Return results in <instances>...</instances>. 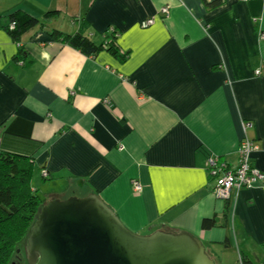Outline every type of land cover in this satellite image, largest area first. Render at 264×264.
<instances>
[{
  "label": "crops",
  "instance_id": "0c3cea01",
  "mask_svg": "<svg viewBox=\"0 0 264 264\" xmlns=\"http://www.w3.org/2000/svg\"><path fill=\"white\" fill-rule=\"evenodd\" d=\"M16 9L41 23L21 39L26 66L0 26V152L33 158V190L49 201L96 193L135 233L188 232L215 264H264V178L233 190L226 211L207 169L210 155L238 166L251 121L264 174V0H0V15ZM83 22L98 45L116 28L126 62L47 33Z\"/></svg>",
  "mask_w": 264,
  "mask_h": 264
},
{
  "label": "water",
  "instance_id": "95a60500",
  "mask_svg": "<svg viewBox=\"0 0 264 264\" xmlns=\"http://www.w3.org/2000/svg\"><path fill=\"white\" fill-rule=\"evenodd\" d=\"M26 257L28 264H215L191 233L131 231L96 193L46 202Z\"/></svg>",
  "mask_w": 264,
  "mask_h": 264
},
{
  "label": "trees",
  "instance_id": "16d2710c",
  "mask_svg": "<svg viewBox=\"0 0 264 264\" xmlns=\"http://www.w3.org/2000/svg\"><path fill=\"white\" fill-rule=\"evenodd\" d=\"M220 4V1L213 4L205 2V5H208L207 7L210 9L216 8ZM57 14L58 12H49L44 19H50L49 17ZM2 19H6L8 24L0 26L18 45L17 61L23 62L26 66L32 59H29L21 39L41 23L39 18L22 9H16L5 17L0 15V23ZM47 33L52 41L73 47L89 57H97L102 52H108L116 56L120 62H126L130 56L129 51L122 50L118 45L119 32L114 27L105 31L103 41L99 45L94 43L88 35L84 22L79 31L73 35L57 30ZM236 168L229 167L228 169ZM34 175L35 167L32 157L0 152V264H28L26 257L28 236L41 207L45 204L36 194L37 191L32 188L31 182ZM42 177L44 180H51L48 178L49 174L47 177L43 175ZM210 177L216 186V179ZM224 201H226L227 211L230 207V199ZM219 221L218 217L206 219L202 228L212 229L219 224ZM241 263L251 264L243 257H241Z\"/></svg>",
  "mask_w": 264,
  "mask_h": 264
},
{
  "label": "built area",
  "instance_id": "2783aa9c",
  "mask_svg": "<svg viewBox=\"0 0 264 264\" xmlns=\"http://www.w3.org/2000/svg\"><path fill=\"white\" fill-rule=\"evenodd\" d=\"M161 13L165 16H169V8H162ZM154 23L155 18H148L144 20L141 25L147 28ZM242 126L244 135L239 146L240 163L236 169H228V165L221 161L220 157L217 155L210 156L207 160L209 175L217 181L213 193L216 198L221 200L231 199L233 190L251 187L258 180L264 178L262 171L255 169L251 164L252 155L258 149L256 143L247 135L248 131L253 128V123L251 121H246ZM42 175L47 177V171L44 170ZM133 188L138 193L143 190L139 181H133Z\"/></svg>",
  "mask_w": 264,
  "mask_h": 264
},
{
  "label": "rangeland",
  "instance_id": "374dc122",
  "mask_svg": "<svg viewBox=\"0 0 264 264\" xmlns=\"http://www.w3.org/2000/svg\"><path fill=\"white\" fill-rule=\"evenodd\" d=\"M244 122H246V121H244ZM244 122H243V123H244ZM243 123H242V125H243ZM242 127H243V126H242ZM238 152H239V150H238ZM34 180H35V175H34L33 181L31 182L32 188H34V184H33ZM49 181H50V180H49ZM49 181H48V180H42L41 182L46 183V182H49ZM78 184H79V183H78ZM36 194L39 196V198H40L44 203L49 202V199L51 198L50 193H43V192L41 191V194H39L38 191H37ZM81 196H82V192H79V198H82ZM140 235H141V234H140Z\"/></svg>",
  "mask_w": 264,
  "mask_h": 264
}]
</instances>
